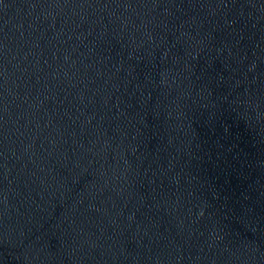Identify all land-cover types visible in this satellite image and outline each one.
Listing matches in <instances>:
<instances>
[{"label": "water", "instance_id": "water-1", "mask_svg": "<svg viewBox=\"0 0 264 264\" xmlns=\"http://www.w3.org/2000/svg\"><path fill=\"white\" fill-rule=\"evenodd\" d=\"M0 264H264V0H0Z\"/></svg>", "mask_w": 264, "mask_h": 264}]
</instances>
